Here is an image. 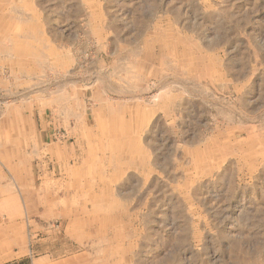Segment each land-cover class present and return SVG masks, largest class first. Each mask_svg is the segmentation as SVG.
I'll list each match as a JSON object with an SVG mask.
<instances>
[{
  "label": "rangeland",
  "instance_id": "rangeland-1",
  "mask_svg": "<svg viewBox=\"0 0 264 264\" xmlns=\"http://www.w3.org/2000/svg\"><path fill=\"white\" fill-rule=\"evenodd\" d=\"M17 9L39 24L41 63L29 64L39 76L26 86L48 91L72 75L89 113L93 96L103 100L93 104L101 127L102 105L120 103L125 116L118 173L96 166L77 194L87 215L90 193L112 194L117 216L89 215L84 240L53 248L71 262L55 264H264V0H20ZM54 49L71 64L53 69ZM10 99L0 93V113L19 104ZM132 108L146 112L136 127ZM37 257L27 264H54Z\"/></svg>",
  "mask_w": 264,
  "mask_h": 264
},
{
  "label": "crops",
  "instance_id": "crops-1",
  "mask_svg": "<svg viewBox=\"0 0 264 264\" xmlns=\"http://www.w3.org/2000/svg\"><path fill=\"white\" fill-rule=\"evenodd\" d=\"M19 5L20 0H0V65L7 67L10 61L12 70L17 72L10 82L8 73L0 76V93L11 98L9 102L15 99L19 103L0 113V264H27L30 260L35 263L36 256L41 262H71L70 256L59 260L54 257L57 241L72 236L84 240L88 216L96 214L98 218L100 209L104 211L102 215L111 216L112 220L117 216L118 207L114 200H108L112 194L109 196L104 190L100 194L90 193L88 215V208L86 212L81 209L77 194L83 191L80 184L88 182V174L96 166L108 164L112 172L118 173L119 143L114 136L120 135L125 116L120 103L115 107L102 105L107 126L101 127L93 104L97 101L100 105L103 100L93 96L95 102L89 113L84 97L87 90L82 85L77 87L79 81L72 75L62 74L63 78L48 91L38 83L26 86L27 80L36 74L29 64L41 63L40 52L33 43L39 24L35 14L22 16ZM8 6L12 12H8ZM66 51H52L53 69L71 64ZM36 75L39 76L38 72ZM20 84L24 91L18 94ZM128 113L135 127V119L146 117L140 109L132 108ZM61 129L66 131L67 140L55 139L56 130ZM106 136H112V142L102 146L101 141L109 138ZM96 151L98 155L104 151L103 157L110 153L109 162L102 159L99 163ZM54 222L60 224L59 233L50 226ZM27 235L31 236L29 243Z\"/></svg>",
  "mask_w": 264,
  "mask_h": 264
},
{
  "label": "bare ground",
  "instance_id": "bare-ground-1",
  "mask_svg": "<svg viewBox=\"0 0 264 264\" xmlns=\"http://www.w3.org/2000/svg\"><path fill=\"white\" fill-rule=\"evenodd\" d=\"M36 54V53H35ZM41 190V189H40Z\"/></svg>",
  "mask_w": 264,
  "mask_h": 264
}]
</instances>
